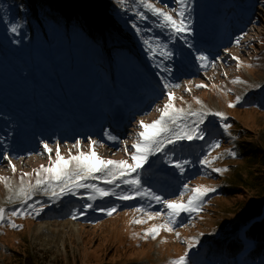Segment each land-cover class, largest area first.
Returning a JSON list of instances; mask_svg holds the SVG:
<instances>
[{
  "label": "rangeland",
  "instance_id": "obj_1",
  "mask_svg": "<svg viewBox=\"0 0 264 264\" xmlns=\"http://www.w3.org/2000/svg\"><path fill=\"white\" fill-rule=\"evenodd\" d=\"M147 2L177 20L184 11L187 30L177 34L141 0H73L88 14L74 10L67 14L72 22L40 4L0 0V177L8 178L0 180V264L18 263L20 252L37 264H170L185 252L186 264H264V233L249 234L262 219V204L264 214V195L257 198L264 184L255 185L264 176L257 152L264 150V0ZM237 78L242 82L234 83ZM168 91L185 112L226 116L206 115L203 139L166 144L138 170L142 188L164 199L180 198L185 183L214 189L196 212L181 213L175 231L146 238L167 210L146 196L118 199L136 189L106 184L103 173L85 183L114 195L83 187L58 197L44 188L30 198L20 194L21 175L32 173L24 181L34 184L33 170L54 160L57 146L66 158L94 149L104 159L131 163L138 122L159 118ZM116 114L123 118L119 128L111 127ZM197 119L188 116L181 126ZM205 158L210 166L201 165ZM185 160L181 172L174 162ZM137 208L163 215L148 219ZM17 209L24 214L11 216Z\"/></svg>",
  "mask_w": 264,
  "mask_h": 264
},
{
  "label": "snow or ice",
  "instance_id": "obj_2",
  "mask_svg": "<svg viewBox=\"0 0 264 264\" xmlns=\"http://www.w3.org/2000/svg\"><path fill=\"white\" fill-rule=\"evenodd\" d=\"M179 3L183 4L184 0H178ZM142 5L152 11L154 15L160 16L163 18L165 23L175 30L177 34L185 32L187 30V25L183 20L184 11H180L178 16L181 19L177 20L172 14L164 11L161 8L155 7L152 3L147 2V0H141ZM142 15V14H141ZM16 31L15 27L12 29ZM145 44L148 43L147 40L144 41ZM166 55H171V53H166ZM202 65L208 58L204 55L198 57ZM238 61V57H233ZM239 66V63H238ZM167 70V69H166ZM234 83H240L242 81L237 78ZM164 87L169 88V84L165 83ZM179 87V85H175ZM197 87H207V85H197ZM239 100V97L237 98ZM196 103L200 104L201 101L196 98ZM234 104H229V107H234ZM160 112L159 118L151 121L150 123H145L141 120L138 122L140 131L137 136L138 139L131 145L132 151L129 153L131 163L129 160H113V159H104L98 155V153L93 149L88 153L78 152L76 155L71 153L66 158L61 155L59 151V146L55 150V159L53 160L51 156L49 157V164L47 166L41 165L39 169L33 170L35 173V183L32 184L30 181L25 185L24 177H31L32 173H24L21 175V187L20 194L26 198H30L31 194L40 188L48 189L51 191L52 197H58L62 194L72 192L73 188H92L93 191L99 193L101 196L114 195L104 188L99 187L96 184H87L85 181L89 179H101L100 176H97V173H103L104 183L114 184L116 181H120L125 185L133 186L136 191L132 194L124 193L118 196V199L121 200H131L136 196L140 197H150L151 200L163 204L166 211V220L160 225H153L152 228L148 229L145 232V237L151 236L152 239H155L159 235L161 230L167 232L175 231V225L180 223L179 217L181 213H193L196 212L199 208V202L203 199L204 196L210 191H214L212 188H207L205 186H195L189 187L187 183L183 185L184 192H181L180 198L178 199H164L163 197L156 195L154 192H151L150 189H143L141 186L140 176L138 170L142 168L143 164L147 161L148 155L155 152H161L164 150L166 144H174L177 140H193V139H203L204 133L200 128V125L204 123V117L208 114L215 115L219 117L222 121L226 119V116L223 112H196L189 111L185 112L183 108H177L174 104V93L172 91L167 92V102L163 105L162 108L158 109ZM198 117L196 121L193 122L191 126L186 123L181 124L185 121L186 117ZM231 125L223 124V128L227 131ZM109 139L115 140L116 137L109 135ZM79 141L76 142L74 147L79 145ZM127 144V142H124ZM97 141H90V145H96ZM215 147H219V144H216ZM45 151L51 152L52 150L48 148L47 144H44ZM125 151L128 152V148L125 147ZM231 155L235 156V152H231ZM7 159V157H4ZM11 164V161H9ZM189 163L185 161H175L174 165L176 168L180 169L181 172L184 171V165ZM201 165L210 166L211 161L207 158L200 161ZM13 173L16 172L14 165H11ZM213 171L220 172L221 169H213ZM136 173L135 176L133 174ZM7 177H0V180L7 181ZM56 187H53V185ZM59 188V191L56 188ZM185 192H191V195L188 196L187 200L183 199ZM92 199V197H89ZM27 199L25 200V203ZM31 207V205H29ZM88 208H91L92 205H87ZM104 211V209H101ZM108 215H112L116 208H109L106 210ZM136 211L144 212L148 219H153L163 215L161 212H149L144 208H137ZM18 214L23 215L19 209L14 210L10 213L11 216H17ZM75 218V217H73ZM5 219V209L0 208V221ZM134 223H142L145 221L134 220ZM187 226V225H184ZM11 227L17 228L19 225L15 223L11 224ZM180 233L176 232V236L179 237ZM189 248L192 247V244L189 243ZM188 253L185 252L184 255L170 262V264H186V258Z\"/></svg>",
  "mask_w": 264,
  "mask_h": 264
},
{
  "label": "trees",
  "instance_id": "obj_3",
  "mask_svg": "<svg viewBox=\"0 0 264 264\" xmlns=\"http://www.w3.org/2000/svg\"><path fill=\"white\" fill-rule=\"evenodd\" d=\"M21 1H24V2L28 3L29 5L40 4L42 6H45L47 10L59 12V14H62L70 22H72L73 20H71V18L68 17V15H71L74 10L77 11L80 9V11H79L80 14L81 13H82L81 15L84 14L85 17L88 14V9H86V7L83 6V4L80 7H79V3H77L76 5H73L72 4L73 0H21ZM104 7L107 8V5L105 4ZM249 149H254V145H251V147ZM255 152H256V150H255ZM257 152H258V154L260 153L262 155L261 162H262V165H264V150H263V152H261L260 150ZM255 180H256V182H255L256 186H258V184H264V176L263 175L256 176ZM250 187L251 188L253 187V183L250 185ZM263 195H264V193L261 192L258 194L257 198L260 199V198H262ZM263 200H264V198H263ZM262 209H263V204L261 206L260 212L257 213L259 216H262V219L259 222H256L252 226V230L249 233L253 238H254V236L252 234H254L256 232L264 233V214H262V212H263ZM18 255H19V260H18V263H16V264H37L36 260L34 259V257L29 252H20Z\"/></svg>",
  "mask_w": 264,
  "mask_h": 264
},
{
  "label": "bare ground",
  "instance_id": "obj_4",
  "mask_svg": "<svg viewBox=\"0 0 264 264\" xmlns=\"http://www.w3.org/2000/svg\"><path fill=\"white\" fill-rule=\"evenodd\" d=\"M122 116H120L119 114H116L111 122V127H116V125L120 124V120L122 121ZM99 122V120L97 121V123ZM55 129L58 127H54ZM50 131V130H49ZM74 131V130H73ZM75 226V225H74Z\"/></svg>",
  "mask_w": 264,
  "mask_h": 264
}]
</instances>
